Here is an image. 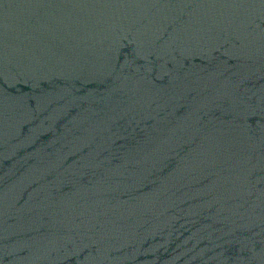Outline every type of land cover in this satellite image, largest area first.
<instances>
[{
  "label": "water",
  "instance_id": "water-1",
  "mask_svg": "<svg viewBox=\"0 0 264 264\" xmlns=\"http://www.w3.org/2000/svg\"><path fill=\"white\" fill-rule=\"evenodd\" d=\"M0 264H264V0H0Z\"/></svg>",
  "mask_w": 264,
  "mask_h": 264
}]
</instances>
